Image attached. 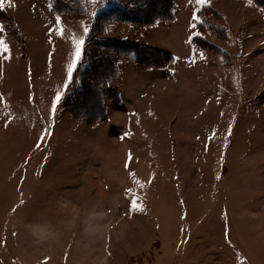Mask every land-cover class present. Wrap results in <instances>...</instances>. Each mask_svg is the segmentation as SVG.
Segmentation results:
<instances>
[{"label": "rangeland", "instance_id": "374dc122", "mask_svg": "<svg viewBox=\"0 0 264 264\" xmlns=\"http://www.w3.org/2000/svg\"><path fill=\"white\" fill-rule=\"evenodd\" d=\"M171 1L99 35L143 54L92 123L93 90L82 121L69 89L95 12L0 0V264H264V11Z\"/></svg>", "mask_w": 264, "mask_h": 264}, {"label": "trees", "instance_id": "16d2710c", "mask_svg": "<svg viewBox=\"0 0 264 264\" xmlns=\"http://www.w3.org/2000/svg\"><path fill=\"white\" fill-rule=\"evenodd\" d=\"M51 9L57 15H75L86 17L93 15L90 26L88 41L95 45V50L89 52L87 49L83 54V59L78 64L77 70L73 75L70 87L71 103L75 102L76 108H80V119L86 121L90 112L87 105L89 89L94 93L95 100L98 102L100 114L92 118V123L101 121L105 115V100L110 91L107 85L118 75L117 60L126 58L129 61H137L142 57L141 45L127 39L114 40L106 37H99L105 33L110 26L117 22H125L131 25L154 24L158 19L171 21L175 18L177 7L171 0L167 1L164 10L159 11L147 8L149 15L139 16L145 6H153L152 0H50ZM264 11V0H251ZM210 7L203 8L201 13L209 12ZM159 11V12H158ZM3 12L0 10V13ZM157 12V13H156ZM142 14V13H141ZM152 15V16H151ZM142 17V18H140ZM200 40V38H196ZM119 47L114 48V44ZM108 47V48H107ZM116 52V54H115ZM171 56V54H170ZM119 57V58H118ZM118 58V59H117ZM139 61V60H138ZM103 64L105 66H103ZM109 68H105L106 66ZM152 66V65H151ZM114 94V92L112 91ZM117 97L119 94H115ZM114 96V95H113ZM65 108V107H64ZM75 108V109H76Z\"/></svg>", "mask_w": 264, "mask_h": 264}, {"label": "snow or ice", "instance_id": "6c2138e0", "mask_svg": "<svg viewBox=\"0 0 264 264\" xmlns=\"http://www.w3.org/2000/svg\"><path fill=\"white\" fill-rule=\"evenodd\" d=\"M197 3L200 4V5H203V4H206L207 3V0H197ZM0 7H4V4L3 3H0ZM86 31H87V28H85V32ZM83 44H84V41L83 40H80L79 41V44H78L77 52H76V59H77V61L80 59V56H81L80 49L82 48ZM0 45H3V42L2 41H0ZM7 50L8 49L5 46V51H7ZM201 55H203V54H201ZM72 67H75V65H73ZM70 74H71V69H70ZM57 99H60V97H57ZM132 208H133V210H143V206L140 205L138 202L133 203Z\"/></svg>", "mask_w": 264, "mask_h": 264}, {"label": "bare ground", "instance_id": "6f19581e", "mask_svg": "<svg viewBox=\"0 0 264 264\" xmlns=\"http://www.w3.org/2000/svg\"><path fill=\"white\" fill-rule=\"evenodd\" d=\"M91 236H89L90 238L92 237V235H94V236H98V237H100V238H104V229L102 228L101 230H98L97 228L95 229H93L92 231H91ZM90 238H88V241L90 240Z\"/></svg>", "mask_w": 264, "mask_h": 264}, {"label": "clouds", "instance_id": "9594fccd", "mask_svg": "<svg viewBox=\"0 0 264 264\" xmlns=\"http://www.w3.org/2000/svg\"><path fill=\"white\" fill-rule=\"evenodd\" d=\"M41 237H42V238H47V235L41 233Z\"/></svg>", "mask_w": 264, "mask_h": 264}]
</instances>
